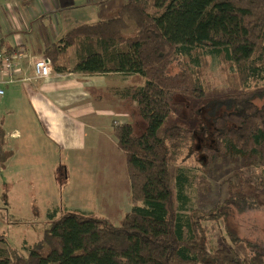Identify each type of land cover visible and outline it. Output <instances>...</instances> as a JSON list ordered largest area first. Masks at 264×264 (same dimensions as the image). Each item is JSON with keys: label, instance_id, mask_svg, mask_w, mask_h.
Returning a JSON list of instances; mask_svg holds the SVG:
<instances>
[{"label": "trees", "instance_id": "1", "mask_svg": "<svg viewBox=\"0 0 264 264\" xmlns=\"http://www.w3.org/2000/svg\"><path fill=\"white\" fill-rule=\"evenodd\" d=\"M71 45L76 62L69 68L64 53ZM202 53L228 63L240 85L254 86L220 97L232 109L214 116L211 143L195 146L193 129L174 116L173 97L206 95L195 68ZM46 54L58 72H112L127 80L119 95L145 122L141 132L133 120L113 123L131 205L117 224L90 212H49L37 244L26 255L0 246V264H264V250L247 243L252 251L242 253L230 231L226 244L212 246L207 225L224 221L232 208L251 207L246 194L264 197V168L237 174L243 195L190 207L179 165L196 158L193 182L203 199L215 156L264 150V0H128L113 18L73 27ZM172 66L177 70L170 72ZM10 154L0 123V171ZM0 241L7 243L3 233Z\"/></svg>", "mask_w": 264, "mask_h": 264}, {"label": "rangeland", "instance_id": "2", "mask_svg": "<svg viewBox=\"0 0 264 264\" xmlns=\"http://www.w3.org/2000/svg\"><path fill=\"white\" fill-rule=\"evenodd\" d=\"M75 2L74 7L65 11L66 23L71 25L70 28L82 23L92 24L113 18L117 16L120 7L127 0H75ZM57 25H62V20H59L58 16ZM195 68L201 72L206 95L202 98L184 94L174 95L173 113L179 123L193 129L195 146H201L212 141L214 116L232 109V105L221 101L220 97L231 92L243 91L254 86V82L249 81L248 84L240 85L236 73L228 63L206 53L200 54V61ZM176 70V66L170 68V72ZM256 100L257 103L263 101ZM134 105L131 103V120L134 122L136 132H141L145 122L136 114ZM114 122L119 121L114 120ZM93 134L96 137L92 141L93 148L97 146L99 150L98 160L94 163L100 162L99 166L97 163L73 165L66 162L56 164L55 167L53 164L37 160L15 164L14 168L18 170L16 173L12 174L11 168H8L3 172L4 174L0 175V233L4 234L7 241V243L0 241L1 247H6L9 243L26 255L29 249L37 244L43 230L48 227L47 215L52 211L59 216L65 210H84V212L108 218L115 224L118 223L131 205L128 174L125 180L123 179V171L126 168L125 158L123 165L113 159H110L112 162L106 163L105 154L110 150L107 149L106 138L111 139L112 129L108 133L95 131ZM100 136L105 141H102ZM35 150L38 151V146ZM101 150H103V156ZM121 153L123 154L122 151ZM81 157H77L76 160ZM179 165L187 174L184 187L189 196L188 206L209 207L216 201L224 199L229 193L236 196L243 195L237 185L236 176L240 173L244 174L243 169L246 167L262 170L264 150L252 157L232 154L215 156L208 171L209 193L203 199L193 182L199 172V163L196 158L187 157ZM86 167L91 171L95 170L93 178L98 179L94 180L87 175ZM171 169L175 171L176 168L173 166ZM87 180L93 183H86ZM94 185H96L95 189L102 185L99 188L100 192L107 185L113 188L109 187V190L107 188L103 196H108L98 203ZM92 186L93 188L90 189L89 187ZM245 197L250 201L251 207L242 211L232 208L226 219L213 227L207 223L209 242L212 246L226 244L229 239L227 230L234 233L241 241L239 249L242 253L248 254V251H252L247 243L256 249L264 250V197H256L253 194H246ZM56 199L59 202L55 203Z\"/></svg>", "mask_w": 264, "mask_h": 264}, {"label": "crops", "instance_id": "3", "mask_svg": "<svg viewBox=\"0 0 264 264\" xmlns=\"http://www.w3.org/2000/svg\"><path fill=\"white\" fill-rule=\"evenodd\" d=\"M75 3V0H0V50L19 53L14 58L11 79L0 83L4 89V95L0 96V123L11 153L0 175L8 168L12 174L16 173L15 164L37 160L55 167L66 162L99 166L100 162L94 163L99 150L97 146L93 148L92 141L96 138L93 132L108 133L111 129L113 136L106 138L110 149L105 154L106 163L112 162L110 159L119 161L120 165L124 163V156L115 145L113 123L131 120V103L118 92L127 80L112 72H58L46 54L51 45L59 43L73 28L66 23L65 11ZM57 16L62 20L60 26ZM65 50L68 67L72 68L76 62L75 47L71 45ZM41 56L48 57L52 67L47 77L37 78L33 63ZM77 157L81 158L76 160ZM95 172L86 167V174L91 178ZM123 172L125 180L126 168ZM96 185L89 188L95 190L99 203L108 196H103L106 189L113 187L107 185L100 192L102 185L95 189Z\"/></svg>", "mask_w": 264, "mask_h": 264}, {"label": "built area", "instance_id": "4", "mask_svg": "<svg viewBox=\"0 0 264 264\" xmlns=\"http://www.w3.org/2000/svg\"><path fill=\"white\" fill-rule=\"evenodd\" d=\"M18 54L15 51L0 50V83L3 82V79H11L15 66L14 58L18 57ZM51 67L50 59L45 56L38 57L33 63L34 74L37 78L47 77L51 72ZM2 95H4V89L0 87V96Z\"/></svg>", "mask_w": 264, "mask_h": 264}]
</instances>
